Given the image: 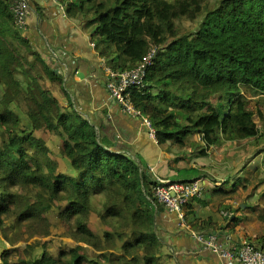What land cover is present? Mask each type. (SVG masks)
<instances>
[{
  "label": "trees",
  "instance_id": "obj_1",
  "mask_svg": "<svg viewBox=\"0 0 264 264\" xmlns=\"http://www.w3.org/2000/svg\"><path fill=\"white\" fill-rule=\"evenodd\" d=\"M17 1L0 0V226L2 217H14L40 227L27 229L32 236L47 235L43 213L64 201L62 216L73 220L72 237L84 245L57 256L42 250L25 264H168L154 222V212L162 210L153 197L155 180L139 156L119 149L74 107L62 76L32 49L27 26L16 23ZM61 1L67 16L93 28L96 50L115 71L132 69L150 47L157 48L144 86L130 90L133 105L152 122L157 143L182 147L198 133L203 155L261 134L255 114H263L250 108L244 91L264 95V0H217L211 7L204 0ZM200 15L195 30H178L179 21ZM57 94L65 95L66 105ZM39 129L59 134L72 173L57 171L44 141L33 133ZM13 186L35 193L20 198ZM93 196H102L98 215L111 225L102 236L88 226ZM256 240L264 249L263 239ZM1 260L13 264L7 251Z\"/></svg>",
  "mask_w": 264,
  "mask_h": 264
},
{
  "label": "crops",
  "instance_id": "obj_2",
  "mask_svg": "<svg viewBox=\"0 0 264 264\" xmlns=\"http://www.w3.org/2000/svg\"><path fill=\"white\" fill-rule=\"evenodd\" d=\"M26 1L25 35L30 46L62 76L69 99L85 118L100 127L119 149L139 156L153 179L189 181L204 177V194L190 200L184 209L192 230L216 233L226 247L239 246L247 239L261 245L256 238L264 241V190L244 194L242 189L255 190L262 184L255 169L213 175L224 162L220 151L231 142L211 147L202 155L198 133L188 137L182 147L172 141L150 139L140 118L125 113L107 91L105 59L94 45L93 28L67 16L61 0ZM56 97L60 104H67L65 95ZM154 222L162 241L160 252L168 264H239L203 248L179 226L175 214L163 207L159 214L154 212Z\"/></svg>",
  "mask_w": 264,
  "mask_h": 264
},
{
  "label": "rangeland",
  "instance_id": "obj_3",
  "mask_svg": "<svg viewBox=\"0 0 264 264\" xmlns=\"http://www.w3.org/2000/svg\"><path fill=\"white\" fill-rule=\"evenodd\" d=\"M216 2L217 0H204L207 7H211ZM201 19L202 15L193 21L181 20L178 22V30L181 33L192 32L197 28ZM244 93L250 99V108L255 113L260 110L263 114V119L259 118L257 113L255 114V121L261 134L255 140L244 139L228 143L225 149L220 151V156L224 162L221 163V168L213 175L237 174L249 168L252 171L255 169L257 180L261 181L264 180V95L254 96L250 91H244ZM20 114L22 113L20 112ZM33 133L44 141L48 149V157L57 163V171L72 173L68 161L61 154L62 140L59 134L44 129L35 130ZM26 148L29 154L33 153V150L27 145ZM253 181L255 185L256 180ZM246 187H251V185H246ZM244 188H242L244 194L256 191L258 188L263 191L264 183L260 184L255 190ZM12 190L20 198L35 193L33 188H23L21 186H13ZM92 203L94 209L89 215L88 226L93 232L102 236L104 231H111V225L103 222L98 215V209L102 204V196H93ZM64 206V201H57L49 211L43 213L49 223V233L47 235L36 234L32 236V232H28L27 229L32 228V225L40 228L34 222L25 220L18 223L14 217H2L4 222L0 226V264L2 263L1 254L5 251L9 252V261L13 264H25L24 262L39 256L42 250L57 256L60 250H68L70 247L80 244L72 237L73 220L68 221L62 216ZM33 244H36V246L34 247ZM80 245L84 244L81 243ZM89 248L91 250V247Z\"/></svg>",
  "mask_w": 264,
  "mask_h": 264
},
{
  "label": "built area",
  "instance_id": "obj_4",
  "mask_svg": "<svg viewBox=\"0 0 264 264\" xmlns=\"http://www.w3.org/2000/svg\"><path fill=\"white\" fill-rule=\"evenodd\" d=\"M13 12L18 26H24L28 12L27 1L18 0L13 6ZM156 49L155 46L150 47L142 61L129 70L115 71L104 65L107 91L125 113L140 118L147 136L154 141H156V130L150 119L133 105L130 99V90L133 87L144 86L146 69L151 63ZM154 180L156 183L153 188L155 200L166 211L175 214L179 226L188 230L203 248L217 254L222 260H236L239 264H264V249L258 245L243 242L239 246L226 247L219 241L216 233L192 230L187 222L184 209L191 199L204 194L206 183L203 176L191 181L160 178Z\"/></svg>",
  "mask_w": 264,
  "mask_h": 264
}]
</instances>
